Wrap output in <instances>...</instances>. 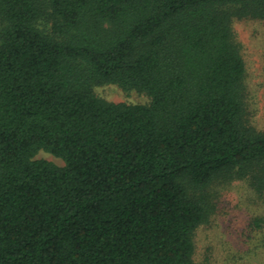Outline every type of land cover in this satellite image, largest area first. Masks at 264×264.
Here are the masks:
<instances>
[{
  "label": "trees",
  "instance_id": "1",
  "mask_svg": "<svg viewBox=\"0 0 264 264\" xmlns=\"http://www.w3.org/2000/svg\"><path fill=\"white\" fill-rule=\"evenodd\" d=\"M245 17L264 0H0V264H199L211 186L264 195Z\"/></svg>",
  "mask_w": 264,
  "mask_h": 264
},
{
  "label": "rangeland",
  "instance_id": "2",
  "mask_svg": "<svg viewBox=\"0 0 264 264\" xmlns=\"http://www.w3.org/2000/svg\"><path fill=\"white\" fill-rule=\"evenodd\" d=\"M236 40L246 63L247 116L257 130H264V21L235 18L232 22ZM95 93L109 101L149 104L144 92L124 90L117 84L94 87ZM36 158L58 165L64 161L41 150ZM215 211L210 220L195 233V261L199 264H264V195L256 192L248 179L217 182L211 186Z\"/></svg>",
  "mask_w": 264,
  "mask_h": 264
}]
</instances>
